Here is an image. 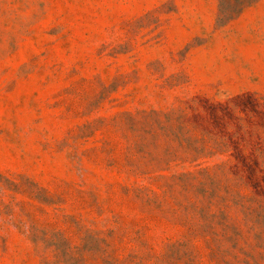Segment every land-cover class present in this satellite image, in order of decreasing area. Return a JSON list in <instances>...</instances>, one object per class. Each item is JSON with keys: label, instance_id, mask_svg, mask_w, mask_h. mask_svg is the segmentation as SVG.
<instances>
[{"label": "rangeland", "instance_id": "1", "mask_svg": "<svg viewBox=\"0 0 264 264\" xmlns=\"http://www.w3.org/2000/svg\"><path fill=\"white\" fill-rule=\"evenodd\" d=\"M0 0V264H264V7Z\"/></svg>", "mask_w": 264, "mask_h": 264}, {"label": "crops", "instance_id": "2", "mask_svg": "<svg viewBox=\"0 0 264 264\" xmlns=\"http://www.w3.org/2000/svg\"><path fill=\"white\" fill-rule=\"evenodd\" d=\"M251 7H264V0H255L252 5H250Z\"/></svg>", "mask_w": 264, "mask_h": 264}, {"label": "trees", "instance_id": "3", "mask_svg": "<svg viewBox=\"0 0 264 264\" xmlns=\"http://www.w3.org/2000/svg\"><path fill=\"white\" fill-rule=\"evenodd\" d=\"M251 2H253V0H247V1H246V3H251Z\"/></svg>", "mask_w": 264, "mask_h": 264}]
</instances>
